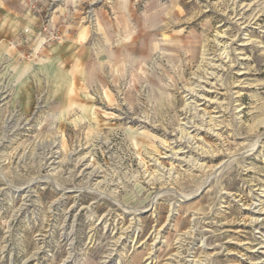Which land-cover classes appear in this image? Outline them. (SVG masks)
<instances>
[{
  "label": "rangeland",
  "instance_id": "374dc122",
  "mask_svg": "<svg viewBox=\"0 0 264 264\" xmlns=\"http://www.w3.org/2000/svg\"><path fill=\"white\" fill-rule=\"evenodd\" d=\"M4 3L0 264H264V0Z\"/></svg>",
  "mask_w": 264,
  "mask_h": 264
},
{
  "label": "bare ground",
  "instance_id": "6f19581e",
  "mask_svg": "<svg viewBox=\"0 0 264 264\" xmlns=\"http://www.w3.org/2000/svg\"><path fill=\"white\" fill-rule=\"evenodd\" d=\"M233 2V1H232ZM243 6V5H242ZM220 36V35H219ZM218 37V36H217ZM249 39V38H248ZM219 40V39H218ZM217 42V41H216ZM247 42V41H246ZM221 44V43H220ZM220 44H218V45H220ZM223 52V51H222ZM221 52V53H222ZM227 52V51H226ZM231 52V51H230ZM223 54V53H222ZM219 55H221V54H219ZM224 55V54H223ZM229 56V55H228ZM227 56V57H228ZM226 57V58H227ZM207 61V60H206ZM211 67V66H210ZM218 67V66H217ZM215 70V69H214ZM210 71V70H209ZM208 71V72H209ZM212 72V71H211ZM205 74V73H204ZM196 75V74H195ZM199 75V74H198ZM201 76V75H200ZM200 76H199V79H200ZM210 76V75H209ZM218 76H219V74H218ZM217 76V77H218ZM208 77V76H207ZM203 78V77H202ZM201 78V79H202ZM215 78V77H214ZM198 79V78H197ZM206 79V78H205ZM207 80V79H206ZM221 80V79H220ZM204 81V80H203ZM198 82V81H197ZM213 82V81H212ZM199 83V82H198ZM208 83V82H207ZM195 84H197V83H195ZM205 84V83H204ZM193 85V84H192ZM214 85V84H213ZM223 85V84H222ZM204 86V85H203ZM199 87V86H198ZM214 87V86H213ZM196 88V87H195ZM206 88H207V86H206ZM215 88V87H214ZM218 88V87H217ZM188 89V88H187ZM216 89V88H215ZM202 90V91H201ZM201 90L200 91H195V89H193V88H189V90H188V94H187V100H188V102H187V104L190 106L192 103H191V101L192 100H195V101H197V98H199L200 97V99H201V97H203L202 99H203V101L204 102H207V99H206V97H207V95H205V94H203V89L201 88ZM206 91H207V89H206ZM210 92V91H209ZM211 100V99H210ZM211 101H213V100H211ZM193 102V101H192ZM193 108H195V107H193ZM196 116V115H195ZM204 116V115H203ZM199 119H201V118H199ZM194 122V121H193ZM192 122V123H193ZM202 126V125H201ZM193 128V131H196V132H200V130L202 129H199V128H196L195 126L194 127H192ZM183 130V129H182ZM184 130L186 131V134L188 135L189 134V131L188 130H186L185 128H184ZM202 131V130H201ZM200 134V133H199ZM190 135V134H189ZM195 135H197V134H195ZM183 137V136H182ZM189 137V136H188ZM191 137V136H190ZM201 139V138H200ZM191 142V141H190ZM196 143V142H195ZM202 143V142H201ZM198 149V148H197ZM204 149V148H203ZM187 151V150H186ZM203 153V152H202ZM166 154V153H165ZM171 154H173V155H175V156H177L178 158H179V160H181V161H185L186 163L189 161V159L187 160L186 158L188 157V155H186L185 153H184V151H183V148H181L180 146H178V148L176 149V150H173L172 152H171ZM190 154H191V152H190ZM195 155V154H194ZM165 156H169L168 154H166ZM187 156V157H186ZM198 157H200V156H197V158ZM190 158V157H189ZM196 158V157H195ZM194 158V159H195ZM197 158H196V160H197ZM191 161H192V159H191ZM196 162V161H195ZM224 162V161H223ZM156 164L158 165V162L156 161ZM189 164V163H188ZM156 165V166H157ZM199 165V164H198ZM201 165H203V164H201ZM191 166V165H190ZM192 167V166H191ZM200 168V167H199ZM198 168V169H199ZM160 169V168H159ZM219 170V169H218ZM218 170H217V172H218ZM216 172V171H215ZM209 180V178L206 180V182ZM179 198H180V200H182V201H184V200H186L187 199V195H182V194H180L179 196H178ZM134 213V215H136V214H138L139 212L138 211H134L133 212ZM154 237V242H156L157 240H158V238H159V236H158V233H155V235L153 236ZM118 238H120V237H118ZM116 242H118V239L116 240ZM150 254H151V252H150ZM151 257V255L149 256V258Z\"/></svg>",
  "mask_w": 264,
  "mask_h": 264
},
{
  "label": "crops",
  "instance_id": "0c3cea01",
  "mask_svg": "<svg viewBox=\"0 0 264 264\" xmlns=\"http://www.w3.org/2000/svg\"><path fill=\"white\" fill-rule=\"evenodd\" d=\"M4 1H7V0H0V7H3V8H5V9H7L6 8V3H4ZM28 5V4H27Z\"/></svg>",
  "mask_w": 264,
  "mask_h": 264
}]
</instances>
